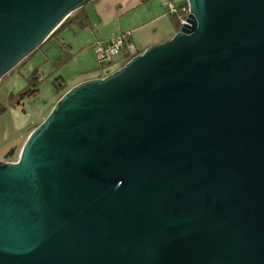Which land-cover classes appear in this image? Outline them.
Masks as SVG:
<instances>
[{
    "label": "water",
    "instance_id": "1",
    "mask_svg": "<svg viewBox=\"0 0 264 264\" xmlns=\"http://www.w3.org/2000/svg\"><path fill=\"white\" fill-rule=\"evenodd\" d=\"M89 1L0 0V77ZM185 4L0 160V264H264V0Z\"/></svg>",
    "mask_w": 264,
    "mask_h": 264
},
{
    "label": "rangeland",
    "instance_id": "2",
    "mask_svg": "<svg viewBox=\"0 0 264 264\" xmlns=\"http://www.w3.org/2000/svg\"><path fill=\"white\" fill-rule=\"evenodd\" d=\"M116 1L92 0L86 3L84 9L89 20L88 26L59 28L46 42L29 52L0 77V103L4 106L0 113V160H16L27 133L45 117L77 74L85 71L92 75L97 74V70L107 74L120 66V59L98 63L88 43L99 19L105 21L101 22L104 33L115 31L113 20L119 8ZM172 2L177 4L178 0ZM63 51H67L70 57L54 65V58ZM31 72L38 79L34 94L9 102L10 94L26 84V77Z\"/></svg>",
    "mask_w": 264,
    "mask_h": 264
},
{
    "label": "crops",
    "instance_id": "3",
    "mask_svg": "<svg viewBox=\"0 0 264 264\" xmlns=\"http://www.w3.org/2000/svg\"><path fill=\"white\" fill-rule=\"evenodd\" d=\"M182 3H185V0H178L177 4L173 3L172 0H118L115 4L119 8L116 9L117 15L113 20L115 31L104 33L101 22L105 21L99 19L94 26L95 32L88 42L89 46L94 40L106 41L125 30L129 32V40L134 45L136 53H139L148 45L170 38L177 30L171 20V14L167 12V4L175 8ZM120 21H123L124 24H120ZM113 59L117 61L120 59L119 65H121L125 60L124 52H119ZM97 72V74L92 75L85 71L77 74V77L66 88L84 79L104 75L100 70Z\"/></svg>",
    "mask_w": 264,
    "mask_h": 264
},
{
    "label": "trees",
    "instance_id": "4",
    "mask_svg": "<svg viewBox=\"0 0 264 264\" xmlns=\"http://www.w3.org/2000/svg\"><path fill=\"white\" fill-rule=\"evenodd\" d=\"M84 5H82L81 7L77 8L73 11H71L67 16H65V18L55 27V29L45 38V40L42 43L46 42L61 27L73 25L75 27L82 28V27L88 26L89 20H88L87 14L85 12ZM185 6H186V4L182 3V4L177 5L175 8H176V10H179V8L185 7ZM178 14H180L179 11L171 14V20L174 24L175 29H177V27H178V20H177ZM137 53H135V54H137ZM69 57H70V54L67 51H63L54 58L53 64L57 66V65L61 64L62 62H64L65 60H67ZM129 57H125V60L123 62H125ZM26 80H27V82L22 88H20L16 92L10 94L9 102L20 99L23 96H30V95L34 94V92L36 90V83H37L38 79L36 78L34 73L31 72L26 77ZM3 110H4V106L0 103V113Z\"/></svg>",
    "mask_w": 264,
    "mask_h": 264
},
{
    "label": "built area",
    "instance_id": "5",
    "mask_svg": "<svg viewBox=\"0 0 264 264\" xmlns=\"http://www.w3.org/2000/svg\"><path fill=\"white\" fill-rule=\"evenodd\" d=\"M168 7V14L180 12V14L177 15L178 20V27L184 22V16L187 12L186 6L179 8V10H176V8H173L171 5L167 4ZM177 27V28H178ZM129 32L124 31L118 33L113 38L102 41V40H94L90 47L92 50V53L98 63H104L109 62L112 60L119 52L123 51L125 57H131L136 53V49L134 45L131 43V41L128 39Z\"/></svg>",
    "mask_w": 264,
    "mask_h": 264
}]
</instances>
